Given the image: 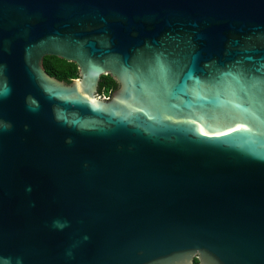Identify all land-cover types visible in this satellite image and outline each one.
Segmentation results:
<instances>
[{
  "label": "water",
  "instance_id": "1",
  "mask_svg": "<svg viewBox=\"0 0 264 264\" xmlns=\"http://www.w3.org/2000/svg\"><path fill=\"white\" fill-rule=\"evenodd\" d=\"M196 260L264 264V0H0V264Z\"/></svg>",
  "mask_w": 264,
  "mask_h": 264
},
{
  "label": "trees",
  "instance_id": "2",
  "mask_svg": "<svg viewBox=\"0 0 264 264\" xmlns=\"http://www.w3.org/2000/svg\"><path fill=\"white\" fill-rule=\"evenodd\" d=\"M45 67L48 73L60 81L71 83L79 78V66L76 63L65 59L48 56L45 59ZM119 88V85L110 77L103 76L99 85V94L106 98H111L112 94ZM198 264V261H195Z\"/></svg>",
  "mask_w": 264,
  "mask_h": 264
}]
</instances>
